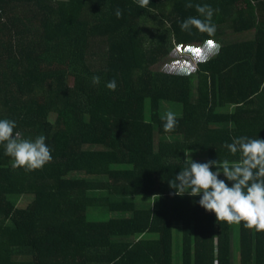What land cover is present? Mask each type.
<instances>
[{"label": "trees", "instance_id": "obj_1", "mask_svg": "<svg viewBox=\"0 0 264 264\" xmlns=\"http://www.w3.org/2000/svg\"><path fill=\"white\" fill-rule=\"evenodd\" d=\"M188 2L0 0V119L23 139L44 135L52 156L26 171L0 145V264H264V232L217 222L169 186L185 152L231 166L240 154L225 143L264 139V0H190L215 10L211 37L181 30L199 17ZM208 39L219 52L194 73L154 68ZM163 102L182 106L172 132ZM91 208L112 216L92 219Z\"/></svg>", "mask_w": 264, "mask_h": 264}, {"label": "clouds", "instance_id": "obj_2", "mask_svg": "<svg viewBox=\"0 0 264 264\" xmlns=\"http://www.w3.org/2000/svg\"><path fill=\"white\" fill-rule=\"evenodd\" d=\"M137 5L145 8L150 0H135ZM187 8L195 7L199 17H188L180 23L182 31L190 32L194 27L201 33L213 36L216 26L212 23L214 11L210 5L195 4L190 0L185 5ZM116 17L122 18V10H115ZM199 49V48H198ZM218 46L211 39L205 40L203 52ZM200 51V52H201ZM93 84L100 83L99 76L92 77ZM109 90L115 91V79L106 84ZM163 130H175L178 120L176 114L168 111L162 117ZM16 122L9 119H0V145L4 146L5 155L13 160V168H24L33 171L42 168L52 160L51 150L46 145V137L40 135L34 140L21 138V133L15 132ZM231 154H240L238 162L229 166L228 161L210 160L205 163L192 159V152H185L186 166L169 180L170 188L174 195L200 197L198 203L206 211L214 213L217 222L224 221L228 224H241L256 232H264V139H252L247 136L234 137L232 143H225ZM213 166L217 169L212 171ZM255 170V171H254ZM227 181L233 182L229 186Z\"/></svg>", "mask_w": 264, "mask_h": 264}, {"label": "rangeland", "instance_id": "obj_3", "mask_svg": "<svg viewBox=\"0 0 264 264\" xmlns=\"http://www.w3.org/2000/svg\"><path fill=\"white\" fill-rule=\"evenodd\" d=\"M254 36L253 32L252 33H243V34H238V35H231L229 32L227 36H224V39H231V40H241V39H250ZM228 39V40H229ZM216 46H218V50L212 49L211 51L205 53L201 51L200 53H195L194 51H191L192 49H201L203 50V45L202 46H197L189 50L187 52L186 49H175L174 52L168 56L167 58H164L158 65H156L154 68L159 69V70H165V71H173L177 73H185V74H190L194 73L195 69L197 67V64L202 61L205 62L206 60H209L213 58L218 52L220 48L221 42L214 40L213 41ZM173 107V109H169L170 111L174 112L176 116H179L182 112V106L180 104H175V103H168V102H163L162 103V112L166 113L168 112L169 107ZM168 107V108H167ZM192 157H198L200 159L204 158L205 156L202 153H192ZM20 196H13L12 199L15 201L18 199ZM24 200H21L22 203L21 206H26L30 201L33 200V196L28 195ZM138 199H144V197H138ZM89 216L92 219H107L112 216L111 212L104 211L102 213H95L94 208H91L89 211ZM179 226L176 224L175 225V230H174V254H175V262L179 263L180 262V235H179ZM235 247H236V255H237V263H239V257H238V252H239V232L236 233V242H235Z\"/></svg>", "mask_w": 264, "mask_h": 264}, {"label": "snow or ice", "instance_id": "obj_4", "mask_svg": "<svg viewBox=\"0 0 264 264\" xmlns=\"http://www.w3.org/2000/svg\"><path fill=\"white\" fill-rule=\"evenodd\" d=\"M191 51H194L195 53H200L201 50L197 48V49H192Z\"/></svg>", "mask_w": 264, "mask_h": 264}]
</instances>
